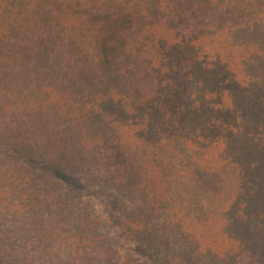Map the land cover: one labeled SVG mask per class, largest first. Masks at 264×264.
<instances>
[{
  "label": "trees",
  "instance_id": "16d2710c",
  "mask_svg": "<svg viewBox=\"0 0 264 264\" xmlns=\"http://www.w3.org/2000/svg\"><path fill=\"white\" fill-rule=\"evenodd\" d=\"M113 227L264 264V0H0V264H129Z\"/></svg>",
  "mask_w": 264,
  "mask_h": 264
},
{
  "label": "rangeland",
  "instance_id": "374dc122",
  "mask_svg": "<svg viewBox=\"0 0 264 264\" xmlns=\"http://www.w3.org/2000/svg\"><path fill=\"white\" fill-rule=\"evenodd\" d=\"M93 202L97 205V209L101 212L102 208L99 201L96 200ZM113 229L112 230L115 232V239L119 249L129 264H156L149 259L147 251L142 250L145 249V246H143L139 240L124 237L119 234L120 230L118 228L113 227Z\"/></svg>",
  "mask_w": 264,
  "mask_h": 264
}]
</instances>
